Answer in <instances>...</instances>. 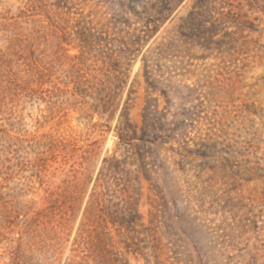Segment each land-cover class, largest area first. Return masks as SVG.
Returning <instances> with one entry per match:
<instances>
[{"label": "rangeland", "instance_id": "rangeland-1", "mask_svg": "<svg viewBox=\"0 0 264 264\" xmlns=\"http://www.w3.org/2000/svg\"><path fill=\"white\" fill-rule=\"evenodd\" d=\"M158 1L0 0V264H264V0Z\"/></svg>", "mask_w": 264, "mask_h": 264}, {"label": "trees", "instance_id": "trees-1", "mask_svg": "<svg viewBox=\"0 0 264 264\" xmlns=\"http://www.w3.org/2000/svg\"><path fill=\"white\" fill-rule=\"evenodd\" d=\"M184 0H159L158 5L152 7L150 10L145 9L143 13L145 15L146 25L149 28L151 25L157 26L158 23L164 21L166 18L173 16L178 7L183 3ZM131 4L132 0H130ZM208 0H198L192 8V11L184 19L181 18V25L178 28L179 37L185 40H191L195 43H199L202 46L209 47L212 45H218L214 42L215 32L213 31L214 24L210 28H207V23L209 19L208 11ZM148 111L150 108H145V113L143 114V123H146L148 119ZM158 116V114H157ZM137 133L135 131L134 135L130 139H125L121 135L122 141L131 142L136 138ZM141 141L145 145L149 144L151 147L155 145L152 141H147L143 134Z\"/></svg>", "mask_w": 264, "mask_h": 264}]
</instances>
